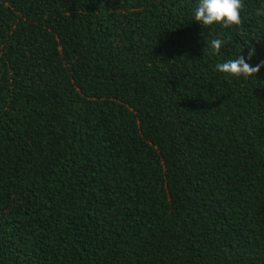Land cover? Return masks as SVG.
Listing matches in <instances>:
<instances>
[{
    "label": "trees",
    "instance_id": "trees-1",
    "mask_svg": "<svg viewBox=\"0 0 264 264\" xmlns=\"http://www.w3.org/2000/svg\"><path fill=\"white\" fill-rule=\"evenodd\" d=\"M196 0H0V264H264V70L215 64ZM258 61H253V63Z\"/></svg>",
    "mask_w": 264,
    "mask_h": 264
},
{
    "label": "clouds",
    "instance_id": "clouds-1",
    "mask_svg": "<svg viewBox=\"0 0 264 264\" xmlns=\"http://www.w3.org/2000/svg\"><path fill=\"white\" fill-rule=\"evenodd\" d=\"M245 9L244 0H196L194 8L191 9V19L202 29L209 31L205 53L220 54L221 49L228 44V39L222 33L212 37L210 35L212 28L216 26L226 30L239 28ZM251 14L258 19L264 18V0H259ZM244 53L245 50L238 53L235 58L217 62L214 70L245 81L257 80L264 70V60H259L258 50L254 45L248 46L247 56ZM254 60L258 62L253 63Z\"/></svg>",
    "mask_w": 264,
    "mask_h": 264
}]
</instances>
